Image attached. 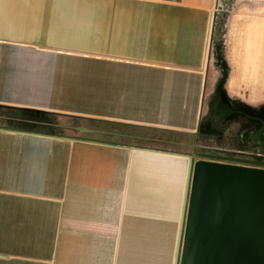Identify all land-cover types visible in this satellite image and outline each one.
<instances>
[{
  "label": "crops",
  "instance_id": "1",
  "mask_svg": "<svg viewBox=\"0 0 264 264\" xmlns=\"http://www.w3.org/2000/svg\"><path fill=\"white\" fill-rule=\"evenodd\" d=\"M217 43L227 96L263 105L264 0H0V105L97 124L0 128V264H173L190 155L129 129L195 133Z\"/></svg>",
  "mask_w": 264,
  "mask_h": 264
},
{
  "label": "water",
  "instance_id": "2",
  "mask_svg": "<svg viewBox=\"0 0 264 264\" xmlns=\"http://www.w3.org/2000/svg\"><path fill=\"white\" fill-rule=\"evenodd\" d=\"M214 55L222 77L210 111L227 118L233 111L224 90L227 72L220 43ZM18 132L50 136L40 128ZM197 156L201 158L194 162L187 156L173 264H264V168L207 160L204 157H214L201 153Z\"/></svg>",
  "mask_w": 264,
  "mask_h": 264
},
{
  "label": "flooded vegetation",
  "instance_id": "3",
  "mask_svg": "<svg viewBox=\"0 0 264 264\" xmlns=\"http://www.w3.org/2000/svg\"><path fill=\"white\" fill-rule=\"evenodd\" d=\"M230 106L233 113L227 118L206 110L195 132L206 140L186 154L193 162L201 153L214 157L207 160L264 168V104L250 107L232 97Z\"/></svg>",
  "mask_w": 264,
  "mask_h": 264
},
{
  "label": "trees",
  "instance_id": "4",
  "mask_svg": "<svg viewBox=\"0 0 264 264\" xmlns=\"http://www.w3.org/2000/svg\"><path fill=\"white\" fill-rule=\"evenodd\" d=\"M59 115L62 116L64 114H57L52 112L40 113L36 111L0 105V128L13 131L40 128L44 134L50 136L78 139L88 138V136L83 133V130L85 128L75 126L69 128L65 125H61L60 123H58L56 117ZM71 117L74 120L92 122L88 118H82L78 116ZM163 142L164 141H162L161 144H153L152 142H149L147 140L142 142L140 141L137 144L167 149L168 147H164V145L162 144ZM176 145L173 146V149H171L170 147L168 149L178 152L179 150L176 148Z\"/></svg>",
  "mask_w": 264,
  "mask_h": 264
},
{
  "label": "rangeland",
  "instance_id": "5",
  "mask_svg": "<svg viewBox=\"0 0 264 264\" xmlns=\"http://www.w3.org/2000/svg\"><path fill=\"white\" fill-rule=\"evenodd\" d=\"M222 77V75H218V80ZM217 80V82H218ZM216 89V84H215ZM215 96V90L213 92V97ZM56 120L61 125H65L67 127H82V128H89L91 126H96L94 122L89 121H80V120H74L71 116L68 115H59L56 117ZM98 126H101V124H98ZM129 131H135V132H141L140 134H146V135H159L161 142L164 141L162 144L164 147H170L173 149V146L176 144V148L179 150L178 153H188L191 152L193 148H197L204 144L206 138L205 137H198L196 134H185L180 132H172V131H166V130H143V129H129ZM166 142H173L166 143ZM176 142V143H175ZM161 144V143H160ZM167 148V149H168ZM175 148V149H176ZM174 151V150H172Z\"/></svg>",
  "mask_w": 264,
  "mask_h": 264
}]
</instances>
